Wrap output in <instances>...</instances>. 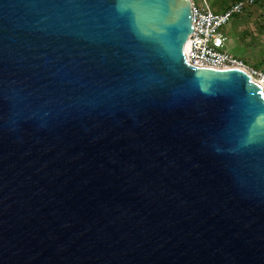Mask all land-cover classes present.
<instances>
[{
    "label": "water",
    "instance_id": "95a60500",
    "mask_svg": "<svg viewBox=\"0 0 264 264\" xmlns=\"http://www.w3.org/2000/svg\"><path fill=\"white\" fill-rule=\"evenodd\" d=\"M190 0H0V264H264V91L187 62Z\"/></svg>",
    "mask_w": 264,
    "mask_h": 264
},
{
    "label": "built area",
    "instance_id": "2783aa9c",
    "mask_svg": "<svg viewBox=\"0 0 264 264\" xmlns=\"http://www.w3.org/2000/svg\"><path fill=\"white\" fill-rule=\"evenodd\" d=\"M190 1L192 3L193 29L187 62L195 67L238 68L246 71L252 79L256 78L264 83V73L248 66L242 59L226 50L227 37L222 32V28L233 16L242 12L246 5L260 0H238L222 13L211 11L205 0H201L199 6H196L192 0Z\"/></svg>",
    "mask_w": 264,
    "mask_h": 264
},
{
    "label": "rangeland",
    "instance_id": "374dc122",
    "mask_svg": "<svg viewBox=\"0 0 264 264\" xmlns=\"http://www.w3.org/2000/svg\"><path fill=\"white\" fill-rule=\"evenodd\" d=\"M196 6L200 5L201 0H192ZM235 3L238 0H218ZM207 2V1H206ZM253 7L257 10L255 12L250 11ZM239 16L245 20L250 19V26L246 30L257 31L256 36L250 34L251 42L248 48L245 47L247 53H242V51L236 48L235 42L229 44V52L233 55L241 58L248 66L261 71L264 73V0H260L256 3L246 5L245 8L239 14ZM251 31V32H252Z\"/></svg>",
    "mask_w": 264,
    "mask_h": 264
},
{
    "label": "crops",
    "instance_id": "0c3cea01",
    "mask_svg": "<svg viewBox=\"0 0 264 264\" xmlns=\"http://www.w3.org/2000/svg\"><path fill=\"white\" fill-rule=\"evenodd\" d=\"M209 5L211 11L214 13H222L227 7H229L232 2L226 1H218V0H205ZM193 2V1H192ZM256 12V8L253 7L250 11ZM250 19H243L239 16H233L230 21L222 28L223 34L227 37L226 41V50L229 52V44L235 42L236 48L242 51V53H247L249 43L251 42L250 34L256 36L258 34L257 31L246 30L247 27L250 26ZM248 48V49H245ZM231 53V52H229ZM232 54V53H231ZM233 55V54H232ZM235 56V54H234ZM237 57V56H235ZM239 58V57H237ZM241 59V58H239Z\"/></svg>",
    "mask_w": 264,
    "mask_h": 264
},
{
    "label": "bare ground",
    "instance_id": "6f19581e",
    "mask_svg": "<svg viewBox=\"0 0 264 264\" xmlns=\"http://www.w3.org/2000/svg\"><path fill=\"white\" fill-rule=\"evenodd\" d=\"M254 81H256L257 83H259L261 85V87L263 88L264 91V83L262 81L257 80L256 78H253Z\"/></svg>",
    "mask_w": 264,
    "mask_h": 264
}]
</instances>
